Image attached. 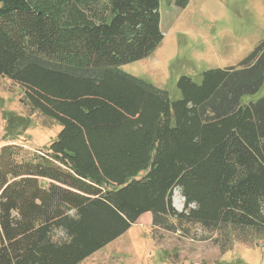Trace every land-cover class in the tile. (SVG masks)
Listing matches in <instances>:
<instances>
[{
  "label": "trees",
  "instance_id": "obj_1",
  "mask_svg": "<svg viewBox=\"0 0 264 264\" xmlns=\"http://www.w3.org/2000/svg\"><path fill=\"white\" fill-rule=\"evenodd\" d=\"M0 3V78L62 127L31 158L0 148V264H81L146 213L223 250L264 237V97L243 102L264 85V42L200 83L183 76L172 99L119 69L161 44V0Z\"/></svg>",
  "mask_w": 264,
  "mask_h": 264
},
{
  "label": "rangeland",
  "instance_id": "obj_2",
  "mask_svg": "<svg viewBox=\"0 0 264 264\" xmlns=\"http://www.w3.org/2000/svg\"><path fill=\"white\" fill-rule=\"evenodd\" d=\"M176 2L161 0L164 37L158 48L142 60L119 66L122 72L167 91L172 99L181 98L178 81L183 76L200 83L205 71L238 67L264 42V0H188L185 6ZM22 96L18 84L0 78V148L23 147L19 161L45 152L62 128L30 112ZM262 97L264 85L243 102ZM176 191L179 207L174 198L173 205L183 211L185 200ZM146 219L83 264H264V237L250 244L229 243L223 250L215 242L220 235L213 231L187 224L177 232L154 230Z\"/></svg>",
  "mask_w": 264,
  "mask_h": 264
},
{
  "label": "crops",
  "instance_id": "obj_3",
  "mask_svg": "<svg viewBox=\"0 0 264 264\" xmlns=\"http://www.w3.org/2000/svg\"><path fill=\"white\" fill-rule=\"evenodd\" d=\"M147 217V219H146V221H147V223L149 224V223H151L152 224V214L151 213H146V214H144L143 216H141V218L140 219H142L143 217ZM139 219V220H140ZM138 220V221H139ZM99 252H101V251H99ZM98 253V252H97ZM97 253H95L94 255H92L91 257H89L87 260H85L84 262H86V261H88L89 259H91V258H93ZM84 262H82L81 264H83Z\"/></svg>",
  "mask_w": 264,
  "mask_h": 264
},
{
  "label": "bare ground",
  "instance_id": "obj_4",
  "mask_svg": "<svg viewBox=\"0 0 264 264\" xmlns=\"http://www.w3.org/2000/svg\"><path fill=\"white\" fill-rule=\"evenodd\" d=\"M178 196V192L177 191H175V194H174V203H175V205L177 206V208L179 207V205H178V203H177V197Z\"/></svg>",
  "mask_w": 264,
  "mask_h": 264
}]
</instances>
